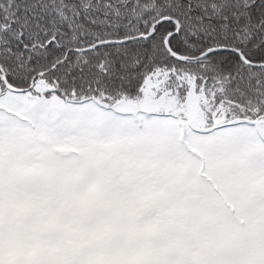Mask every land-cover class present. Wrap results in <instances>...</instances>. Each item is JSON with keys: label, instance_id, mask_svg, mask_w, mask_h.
<instances>
[{"label": "snow or ice", "instance_id": "1", "mask_svg": "<svg viewBox=\"0 0 264 264\" xmlns=\"http://www.w3.org/2000/svg\"><path fill=\"white\" fill-rule=\"evenodd\" d=\"M0 264H264V0H0Z\"/></svg>", "mask_w": 264, "mask_h": 264}]
</instances>
